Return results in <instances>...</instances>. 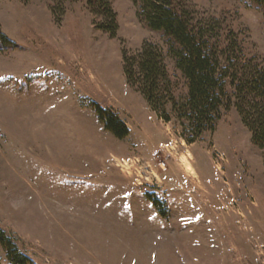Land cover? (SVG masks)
<instances>
[{"label": "rangeland", "instance_id": "obj_1", "mask_svg": "<svg viewBox=\"0 0 264 264\" xmlns=\"http://www.w3.org/2000/svg\"><path fill=\"white\" fill-rule=\"evenodd\" d=\"M184 1L219 41L236 38L239 63L263 67L260 7ZM112 8L109 38L85 0H0V231L32 264H264V146L229 80L215 130L189 144L187 122L170 106L158 119L122 72L123 50L166 52L163 39L130 0ZM166 67L180 102L184 81L169 57ZM92 104L129 135L105 131Z\"/></svg>", "mask_w": 264, "mask_h": 264}, {"label": "trees", "instance_id": "obj_2", "mask_svg": "<svg viewBox=\"0 0 264 264\" xmlns=\"http://www.w3.org/2000/svg\"><path fill=\"white\" fill-rule=\"evenodd\" d=\"M138 20L147 29L159 33L166 52L144 41L133 54L122 51V72L127 85L145 100L150 110L163 122H169L167 106L179 120L187 122L189 144L203 133L213 132L220 120V108L227 96L226 79L233 88L234 106L241 122L251 133L252 142L264 146V63L262 68L242 60V49L235 37L224 42L213 34V21H195L193 9L184 0H130ZM262 9L264 0H247ZM93 16V26L109 38L117 34V15L112 0H85ZM54 14V9H50ZM200 21V22H199ZM1 42V41H0ZM173 60L186 88L185 95L175 101L171 95L166 59ZM171 91V92H170ZM97 119L105 131L118 140L129 135L126 125L117 114L93 105ZM0 246L9 264H32L0 231Z\"/></svg>", "mask_w": 264, "mask_h": 264}, {"label": "bare ground", "instance_id": "obj_3", "mask_svg": "<svg viewBox=\"0 0 264 264\" xmlns=\"http://www.w3.org/2000/svg\"><path fill=\"white\" fill-rule=\"evenodd\" d=\"M185 164H186V166H188L187 163H185Z\"/></svg>", "mask_w": 264, "mask_h": 264}]
</instances>
